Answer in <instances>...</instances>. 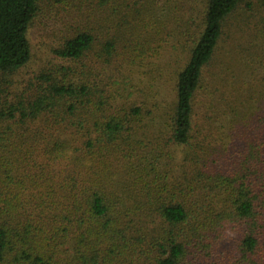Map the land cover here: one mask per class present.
I'll use <instances>...</instances> for the list:
<instances>
[{
    "label": "trees",
    "instance_id": "16d2710c",
    "mask_svg": "<svg viewBox=\"0 0 264 264\" xmlns=\"http://www.w3.org/2000/svg\"><path fill=\"white\" fill-rule=\"evenodd\" d=\"M81 1L0 0V264H264V0Z\"/></svg>",
    "mask_w": 264,
    "mask_h": 264
},
{
    "label": "rangeland",
    "instance_id": "374dc122",
    "mask_svg": "<svg viewBox=\"0 0 264 264\" xmlns=\"http://www.w3.org/2000/svg\"><path fill=\"white\" fill-rule=\"evenodd\" d=\"M63 1L71 7L76 3L78 8L74 9V12L84 5L81 0H74L75 2L73 0H50L49 4H44L45 7L42 5L41 13L37 15L29 29V41L33 54L32 68H35L40 62L46 61L47 58L53 57L52 48L66 35V31L71 25V18L62 12ZM247 2L251 5V9H256L257 0H247ZM86 5L87 3H85Z\"/></svg>",
    "mask_w": 264,
    "mask_h": 264
}]
</instances>
